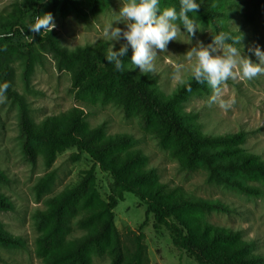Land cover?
Here are the masks:
<instances>
[{
    "label": "rangeland",
    "instance_id": "1",
    "mask_svg": "<svg viewBox=\"0 0 264 264\" xmlns=\"http://www.w3.org/2000/svg\"><path fill=\"white\" fill-rule=\"evenodd\" d=\"M203 2L208 8L219 5L225 17L212 24L196 14L203 31L196 33L192 43H188L187 33H184L178 37L180 41L170 42L166 51L158 53L155 72L151 75L165 95L191 74L194 60L186 59V51L197 46V40L205 45L210 43L222 28L241 35L242 55L252 62H258L252 49L259 46L264 51V0ZM76 4L77 9L68 7L60 12L59 4L40 7L26 0H0V58L11 62L14 86L25 96L30 115L40 122L45 117L79 108L90 127L103 125L105 135H131L134 142L130 147L144 153L146 168L155 171L159 184L168 190L179 188L192 196L217 201L228 207L227 212L214 211L202 217L212 224L240 231L245 238L253 240L258 252L264 255V195H247L210 182L206 172L201 169H182L178 160L168 149L159 145L151 128L138 116H126L120 107L110 102L78 97L71 86L69 73L58 70L55 59L43 49L42 43L30 37L28 26L35 21L38 13H51L55 23L51 31L60 44L69 49L103 41L108 48L110 44H115L114 50H117L124 43L123 40L119 43L107 41L104 36L105 26L119 19L115 13L119 11L120 0H99L96 6H90L89 0H76ZM164 6L179 9V0H161V7ZM11 23L14 25L11 26ZM113 24L125 27L120 22ZM128 53L131 55V49ZM134 69L139 72L138 68ZM211 95V89L202 95H190L183 102L184 110L195 114L198 127L207 134L245 131L244 148L264 160V75L248 80L237 70L233 78L222 84L221 98L235 100L228 110L218 104L210 105L208 101ZM18 113L17 105L11 99L0 104V172L5 176L4 180H0V193L9 198L13 205L11 210H0V223L9 233L18 236L24 247L0 245V264H43L37 251L40 234L38 213L47 208L52 197L84 179L94 185L98 198L105 201L112 179L86 153L74 147L56 153L49 166L37 149H34L33 160H28L21 150ZM248 181L253 185L264 184L258 180ZM41 183L43 188L39 186ZM113 216L119 244L131 248L140 238L148 264H198L173 245L166 228H154L153 216L146 214L145 205L134 195L125 194L124 200L113 210ZM77 222L76 219L71 220L66 239L82 234ZM91 260L92 264H110L111 261L107 253L102 257L92 256Z\"/></svg>",
    "mask_w": 264,
    "mask_h": 264
},
{
    "label": "trees",
    "instance_id": "2",
    "mask_svg": "<svg viewBox=\"0 0 264 264\" xmlns=\"http://www.w3.org/2000/svg\"><path fill=\"white\" fill-rule=\"evenodd\" d=\"M26 1L40 7L59 4L60 12L68 7L77 9L76 0ZM98 1L89 0V4L96 6ZM198 2L197 14L212 24L225 17L219 5L208 8L203 0ZM230 32L238 37L237 33ZM31 36L53 56L58 70L69 73L78 97L110 102L120 107L126 116H138L182 169H201L210 182L247 195H264V184L253 185L248 181L264 182V160L244 148L246 132L207 134L198 127L195 114L184 110L183 102L187 97L208 93L210 88L206 84H197L189 74L183 83L165 95L151 74L141 76L135 69L127 70L129 53L123 58L125 70L117 72L114 65L105 60L108 46L103 41L69 49L60 44L53 31H31ZM24 76L27 79V73L24 72ZM14 77L11 62L0 58V82H9L7 95L19 112L23 155L32 161L34 149H37L49 166L56 153L74 147L86 153L112 179L105 201L98 198L94 185L84 179L52 197L47 208L38 213L37 251L43 264H92V256L102 257L106 253L110 256V264H148L140 238L131 248L121 246L116 239L113 210L127 193L145 205L146 214L153 216L154 228H166L173 245L198 264H264V255L258 252L253 240L236 229L212 224L202 217L214 211L227 212L228 207L192 196L179 188L168 190L157 182L155 171L146 168L144 153L130 147L134 142L131 135H105L103 125L90 127L79 108L36 122L30 115L25 96L14 86ZM4 179V173L0 172V180ZM39 186L44 187L42 183ZM12 208L9 198L0 193V210ZM72 219L78 221L82 234L66 239ZM0 245L24 247L23 241L1 223Z\"/></svg>",
    "mask_w": 264,
    "mask_h": 264
},
{
    "label": "clouds",
    "instance_id": "3",
    "mask_svg": "<svg viewBox=\"0 0 264 264\" xmlns=\"http://www.w3.org/2000/svg\"><path fill=\"white\" fill-rule=\"evenodd\" d=\"M199 10L198 0H179V9L176 6L161 7V0H120L119 11L115 13L119 19L105 26L104 36L107 41L119 43L123 40L124 43L117 50H114L115 44H110L105 60L113 64L117 72L124 71L123 58L131 49L127 70L138 68L141 76L154 73L158 53L166 51L170 42L180 41L178 37L187 33V41L191 44L196 33L203 31L196 16ZM113 22L123 23L125 27L114 26ZM28 27L35 33H49L55 27L54 18L51 13L37 15ZM240 40L241 35L237 37L230 31H221L206 45L197 40V46L185 53L188 61L194 60L190 68L191 79L197 84H206L212 90L208 103L218 104L224 110L230 109L235 100L222 99L220 88L237 70L248 80L264 75V51L259 46L252 49L258 61L254 63L242 55ZM9 88V82H0V104L7 102Z\"/></svg>",
    "mask_w": 264,
    "mask_h": 264
}]
</instances>
